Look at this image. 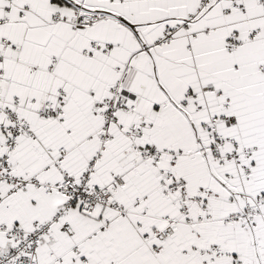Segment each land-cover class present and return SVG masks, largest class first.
Returning <instances> with one entry per match:
<instances>
[{
    "label": "snow or ice",
    "instance_id": "1",
    "mask_svg": "<svg viewBox=\"0 0 264 264\" xmlns=\"http://www.w3.org/2000/svg\"><path fill=\"white\" fill-rule=\"evenodd\" d=\"M0 264H264V0H0Z\"/></svg>",
    "mask_w": 264,
    "mask_h": 264
}]
</instances>
